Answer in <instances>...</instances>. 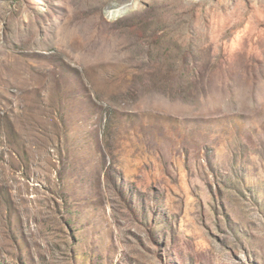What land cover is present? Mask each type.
<instances>
[{"label":"rangeland","instance_id":"374dc122","mask_svg":"<svg viewBox=\"0 0 264 264\" xmlns=\"http://www.w3.org/2000/svg\"><path fill=\"white\" fill-rule=\"evenodd\" d=\"M0 264H264V0H0Z\"/></svg>","mask_w":264,"mask_h":264}]
</instances>
